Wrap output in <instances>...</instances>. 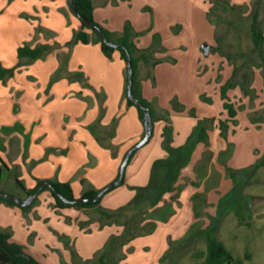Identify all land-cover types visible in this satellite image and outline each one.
<instances>
[{"label": "crops", "instance_id": "1", "mask_svg": "<svg viewBox=\"0 0 264 264\" xmlns=\"http://www.w3.org/2000/svg\"><path fill=\"white\" fill-rule=\"evenodd\" d=\"M145 1L153 4L155 2L159 10L167 9L168 15L173 14L176 8L175 0ZM109 3L118 5L116 0H92L93 19L107 31L120 34L125 21H128L137 32L148 28L147 14L137 16L119 11L120 14L110 15L107 10ZM151 19L152 32L135 40L137 48L146 49L151 43V34L157 33L166 49L164 55L174 62L158 64L152 70L147 63L140 62L137 79L140 82L142 97L150 104L155 116L159 118L164 112H168L170 120L168 123L163 120L154 123L149 141L135 151L125 168L126 185L118 186L102 196L99 206L103 210L114 211L121 207L124 204L121 199L124 195L127 196L123 190L128 185L130 187L146 183L145 186L148 185L154 162L167 157L162 146V131L166 125L172 128L171 146L174 148L183 146L196 122L204 118L213 119L211 128L223 139L215 122L217 118L209 117L210 112L204 110L207 103L199 97L206 90L204 82L207 79L201 76L198 66L201 60L195 53L196 47L194 46L192 55H187L183 39L180 40L181 34H178L176 38H179V41L176 47L180 53L179 56H175L171 52L174 46L169 44L172 41L169 33L167 32L166 36L164 34L166 31L157 26L155 11L152 12ZM206 21L209 24L207 14ZM79 29L80 21L69 7L68 0H0V66L4 68L16 66L19 63L17 49L23 44L30 47L38 44L61 46L44 58L23 67L21 76L16 69L11 80L9 79V90L4 89L0 92V159L6 165L0 181V193L8 189L23 198L25 195L16 185V178L27 190L33 189L38 180L68 182L76 198L90 189H102L117 178L125 153L143 137L144 126L137 111L127 105L124 97L126 65L121 60L119 52H115L112 58L108 59L98 44L78 43L71 50L67 71L81 72L84 76L83 81L69 80L63 76L51 83V78L59 67L58 54L67 53V48L63 45ZM46 32L50 33L48 34L51 36L50 39L45 38ZM150 70L153 80L149 76ZM180 74L185 75L182 77L183 80L178 77ZM163 81H169L174 85L172 93L166 98L159 93ZM179 88L181 90L176 91ZM16 92L21 94L15 97ZM173 95L185 111L198 104L200 112L189 118L182 112L171 110L170 102ZM199 99L205 105H200L202 103ZM101 108L102 127H108L112 120L116 119L115 135L109 140L113 151L115 149L114 155L110 148L99 144L89 130V126L98 118ZM209 129L208 127V131ZM210 147L212 146L208 140L207 143H198L195 146L188 167L181 171L176 182V186L181 187L174 192L166 193L156 207L158 209L166 203L173 212L167 220L157 222L159 225L157 224L155 231L159 235L155 239L156 246L151 247L155 249L151 250L148 246L146 236L138 237L123 247L125 258L120 264H137L138 260V264H160L161 254L170 243L184 239L201 222L202 229H206L215 220L221 221L222 218L217 215V207L221 200L222 208H225L223 211L225 213L229 211L228 204L224 205L223 202L231 188V179L222 178L221 188L210 189L205 193L206 199L201 197L203 183L196 181L197 165L206 157L207 151L211 156L208 158L209 161L218 164L220 156L216 151H211ZM218 165L223 174L225 165L222 163ZM142 171L145 179H141L139 184L136 178ZM5 179L9 181L8 187L2 186ZM129 197L128 201H131L134 196ZM37 198L36 206L27 214L28 218H25L21 209L0 203V229L9 230L11 232L9 241L23 246L24 252L39 264H79L81 259L90 260L92 255L103 248L109 237L122 232V227L116 225H107L100 229L95 221L88 229H91V236L93 234L100 236L98 242L95 245L91 243V246L89 244L83 253L81 248L76 252L71 249L67 238L65 242L69 248L54 239L51 240L44 232L55 220L58 230L77 237L85 233L86 228L80 229L78 224L88 220L87 216L75 208H54V199L48 191L40 193ZM118 198L120 201L112 204ZM196 199L208 201L209 206L205 211L212 222L206 221L207 215L201 216L198 206L195 205ZM235 207L236 205L232 204V208ZM260 214L253 219L254 231L260 230L256 234L259 250L252 251L253 256L247 255L248 259L251 256L247 264H264V207ZM34 215L38 218H34ZM30 218L33 220L30 221ZM44 219L48 221H42ZM218 223L220 222H217L215 232L218 231ZM251 225L252 223H246L248 227ZM180 229L181 233L178 232ZM224 245L226 246L225 243ZM226 248L237 257L227 246ZM128 249L131 251L126 252ZM72 251L77 258L74 259Z\"/></svg>", "mask_w": 264, "mask_h": 264}, {"label": "rangeland", "instance_id": "2", "mask_svg": "<svg viewBox=\"0 0 264 264\" xmlns=\"http://www.w3.org/2000/svg\"><path fill=\"white\" fill-rule=\"evenodd\" d=\"M230 1L232 5L236 6L238 11L231 12L227 10L224 11L222 8L216 9L215 14L207 16V20L209 19L210 21H216L219 19V22H217L215 26L210 25V23L207 24L206 21V13L210 7L208 0H175L176 8L173 11V14L170 15L167 14V9L159 10V7L155 2L153 4V2L148 3L145 0H116L118 5L109 3L110 5L108 6L109 8L107 10L110 15L114 13L120 14V12H123V14L130 13V15L136 14L137 16L142 15L144 13L147 14L149 20L148 28L140 32L135 31L137 33H140L137 38H140L141 36H145V34L152 32L151 18L152 12L154 13L155 11V20H157V26L161 30L166 31L164 32L165 35L167 32L169 33L170 39L172 40L169 42V44L174 46V49L171 50V52H173L175 56H179L180 53L179 49L176 47L179 41V38H176V35L178 34H181L180 40L183 39L182 43L186 48L185 50L187 51V55H192L193 48L194 46L196 47L195 53L199 56L198 58H200L201 60L200 63L198 62L199 69L202 73L201 76H204V78L207 79L205 81L206 83L204 82L206 88V90L204 91L205 93L203 92L201 95H199V97H205L210 99V102H206L205 100H203L207 103L206 105L200 102V99L199 102L202 103L200 105H205L204 110L206 109L207 112H210V118H217V121H215L217 122V126L218 121H225L228 118L226 112L223 109L221 87L232 76L233 66L231 64L234 62L235 65L240 68L236 77H234L233 79L234 81L240 83L242 81V75L245 73L249 75V78L252 75V85L250 87L256 93L255 99L244 97L239 87L229 89L227 91L229 101L233 103L234 107L237 110V115L234 121L228 122L227 140L224 141L218 136L217 132L214 133L213 128H211L213 127V121L212 123L207 124V126L210 128L208 131V143L212 147L217 148L216 150H214L212 147H210V150L213 152L216 151L219 154L220 157H218V164H224L225 171H223L222 174V169L219 167V165L216 164V162L213 164L211 161H209L210 159L208 158L211 157L209 151L205 153L206 157H203V160L197 165L196 168V181L197 183L202 182L204 185L203 193L201 194V197H203L204 199H206L205 193H207L210 189H217V187H220V183L221 181H223L222 178L230 180L229 174L227 173V165L232 170L239 172V177L241 176L239 182L235 184L231 180V188L227 192L228 194L226 193L227 196L230 194L231 195L225 198L223 202L224 205L228 204L229 211L225 213L223 211L224 207L222 208L221 204H219L217 207V215L220 216V218L222 219L221 221L218 220V222L220 223H218V231L215 232V235H217L218 238L226 244V246L237 256V258H240L244 264H247L251 260V256L254 255L252 251L259 250L257 241L258 235L256 234L259 233L260 230L254 231L253 219L261 215V210L264 207V167L260 168L257 174L251 180H246L249 170L255 164H257L264 155V121H255L250 116L251 114H253L256 117H261L262 119H264V71L261 68L250 69L248 66H244L243 68L241 67L243 63H246L249 59L254 58L255 56L252 50L253 44L251 42L249 29L252 12L250 4L251 0ZM68 4L70 7V0H68ZM145 5L148 6L145 7ZM144 8H146V10ZM160 12L162 13L161 15ZM172 15L175 17H173ZM259 24L261 30L264 31V10L261 11V15L259 17ZM165 27L166 29H164ZM48 34L50 33L46 32V34L44 35L46 39L51 38V36ZM153 34L154 33L151 34L150 45L152 44ZM215 38H218L219 41L217 42ZM204 44L209 46V55L207 56L202 53V45ZM150 45L148 47H150ZM217 46L220 47V49L226 55H231L230 61L226 60L223 56L219 55L218 53L211 51V47ZM154 57L159 60L158 64H164L166 62L172 63L170 59L166 57V55H164V53L162 52H156ZM34 62L35 61H27L24 59L19 61L20 66L19 68H17L18 74L21 76L23 74V67H27ZM183 76L185 75L180 74L178 77L183 80ZM9 79L4 83H0V92H3L4 89H6L7 91L9 90ZM31 79H33V77H31ZM85 85L87 84L85 83ZM173 89L174 85L171 82L163 81L161 83L159 93H161V95L165 96L164 98H166L168 94L170 95L172 93ZM177 90L181 89L179 88L176 89V91ZM20 94L21 92H16L15 97H18ZM172 97V99H174V95ZM170 107L172 110L173 107L171 104ZM181 112L190 118L194 117L195 113L200 112V109L198 107V104H196L188 108L186 111L183 110ZM190 113H192V115L194 116H190ZM199 116H201V113L199 114ZM107 131H109L108 127L105 130V133ZM104 135L101 134V136ZM104 141L109 144L108 138ZM150 143H152V140ZM188 165L189 162L185 167H180L176 163L175 168L170 172L166 167L158 169V182L152 185V187L146 192L150 193V195H153L154 193L156 197H158L161 194L162 189L165 188V186L171 184L172 182L178 181L181 171L184 168L188 167ZM175 169L180 170L179 174L173 172ZM127 171L128 169L126 170V173ZM141 179H145V176H143V171L139 173V176L136 178V181L140 184ZM8 182V179L3 180L2 186L8 187ZM123 185H126V182H124ZM145 185L141 186L144 187ZM128 186L127 188L125 187L123 190L125 191V193H127V196L125 197L124 195L123 199H121V202H124L122 206H125L127 203L130 202V200L128 201V199L130 198L129 196H135V190H133L134 187H141L139 185H135L133 187ZM174 187L178 189L181 186H176L175 183ZM6 190L3 193L15 195L14 193H11L10 190ZM165 194H163V196ZM118 201H120L119 198L116 201L112 202V204H117L116 202ZM152 201L153 200L151 198L150 203H152ZM232 204L236 205L234 209L232 208ZM195 205L198 206V211L200 212L201 216L207 215L206 221L210 222L211 219L208 216L209 214H207V212L205 211L206 207L209 206L208 201L196 199ZM157 206L158 205H155L152 209H150L148 217L151 219H161L162 221L167 220V214L173 212L170 209V205L165 203V205L159 207L158 209L156 208ZM99 207L79 210L82 211V213H84L88 219L90 218L92 221H96L99 225L105 222V219H102L100 217V214L98 212ZM36 215H38V213ZM36 215H34V218L37 219L38 217ZM27 216L28 215H26L25 218H28ZM32 220L33 218H30V221ZM52 220L54 219H51V221ZM42 221L47 222L48 219H44ZM212 221L213 220H211V222ZM52 222V224L48 225L50 227L47 228V231L45 230L44 233L47 234L48 237L51 238V240L54 239L62 243L64 247H68L65 242V239L67 238V240H69L71 249L73 248L74 250H76V252H78V250L81 248L80 250L83 253L89 244L90 246L91 243L95 245L100 237L97 234H93L91 236V229L85 230V233L79 234V236L77 237L75 235L71 236L68 233H66V236L65 232H61L57 229L58 227L56 225V221L54 220ZM247 222L252 223L251 227L246 226ZM64 224L66 226H69V224L65 222ZM202 226L203 222L197 224V226L193 228L191 233H189V235H187L184 239H187V237H189L191 234L201 230ZM86 229H88V227H86ZM178 232L181 233L182 230L180 229ZM158 235L159 234H157V232L154 230L151 234L146 236L147 243L150 248L156 246L155 239L158 238ZM50 238L48 239L50 240ZM168 246L170 247V245ZM169 247H167L165 252L161 254L160 259L169 250ZM122 249L123 248L118 249V251L114 254V261L118 264H120L121 261L125 258V253ZM154 249L155 248H151V250ZM204 250V242L199 241L194 245L193 248H190L185 252H181L173 256H171V254L170 257L175 256V264H203V259L200 256H197L196 254ZM100 251L92 255V257H90V260L81 259L79 264H97L96 257ZM129 251L131 250L128 249L126 252ZM247 255H251L249 259L246 257ZM72 256L74 257V259L77 258L73 251ZM138 263L139 260L137 261V264Z\"/></svg>", "mask_w": 264, "mask_h": 264}, {"label": "trees", "instance_id": "3", "mask_svg": "<svg viewBox=\"0 0 264 264\" xmlns=\"http://www.w3.org/2000/svg\"><path fill=\"white\" fill-rule=\"evenodd\" d=\"M208 2L210 4V7L207 10L206 13L207 16H210L211 14H215L216 9L219 8H222L224 11L225 10L231 12L238 11L236 6L231 4L230 0H208ZM71 3L72 1L70 0V7H71ZM74 4L78 15L86 19L87 21L91 22L92 24L99 26L102 29V31L105 33L106 39L118 45V48L115 49L105 45L101 41L99 35L94 30L86 26L77 17L80 21V29L78 31H75L73 33L72 38L63 45L64 48H67V53L58 54L59 67L55 72V74L53 75V77L51 78V83L63 76H66V78H68L69 80H76V81L83 80L84 76L81 72L69 73L67 71V63L70 57L71 50L78 43L83 45H88L92 43L98 44L101 52L108 59L112 58L115 52H119L121 60H123V62L126 65L127 55L130 56L131 67L133 69L132 95L136 97L137 100L144 107L149 108L150 119L153 126L154 123L159 120H163L166 123H168L169 122L168 112H164L159 118L155 116L153 110L150 107V104L142 97L140 82L137 79V70L140 62L147 63L150 69L152 70L159 63V60L154 57L155 53L166 52V49L162 45L160 35L154 33L152 36V44L150 45V47L146 49H138L135 40L140 35V33L135 32L128 21L124 22L120 34L109 32L94 21L92 0H75ZM250 4H251L252 12H251V22L249 29H250L251 42L253 44L252 50L255 56L254 58L249 59L246 63H243L241 67L243 68L244 66H248L250 69L261 68L264 71V31L261 30L259 24V17L261 15V11L264 10V0H251ZM218 20L210 21L208 19V22L210 23V25L215 26L217 22H219ZM215 40L217 42L219 41L218 38H215ZM59 48H61V46H59L58 44L56 45L41 44L35 47L23 45L18 47L17 57L19 61L23 59L27 61H35L37 59L44 58L53 50ZM211 51L218 53L228 61H230L231 59V55H226L225 53H223V51L218 46L211 47ZM172 62H174V60H172ZM231 65L233 66L232 76L221 87V98L223 100V109L226 112L228 118L225 121H221V120L218 121V126H217L219 130V135L225 140L227 138L228 122H233L237 115L236 108L234 107L233 103H231L228 99L227 91L229 89H234L239 87L244 97L247 98L249 97L251 99L256 98L255 91L250 87L252 85V75L249 78L248 74L246 73L243 74L242 81L238 83L233 79L234 77H236L240 68H238L234 62ZM19 66L20 63H18L16 66L12 68H4L0 66V82L4 83L9 78H11ZM151 70L149 71V76L152 78ZM124 97L126 99L127 105L129 107H134L136 109L139 120L143 125V119L145 114L144 111L138 109L136 105L129 98H127V73L125 77ZM202 99L205 100L206 102H210V99L208 98L202 97ZM171 105L173 109L178 112L184 110V107L181 104H179L175 98L171 100ZM102 114H103V109L101 108L98 118L91 126H89V130L91 134L95 137L96 141L99 142V144H101L102 146L110 148L112 154L114 155L112 144L111 143L108 144L104 140H106L107 138L108 140H110L114 137L115 128H116V119L112 120L110 126H108L109 131L105 133L107 127L104 128L100 125ZM190 116H194V115L190 113ZM250 116L255 121L257 120L264 121V119H262L261 117H256L253 114H251ZM212 121L213 119H208V118L198 120L196 126L194 127L193 131L188 137L186 143L179 148H174L171 146L172 128L170 125H166L162 131V146H163V150L167 153V157L165 159L157 160L154 162L151 169L150 181L148 185L144 187H134L133 190H135V196L133 197V199L125 206L119 207L114 211L103 210L102 208L99 207L102 197L95 203L65 205L60 200V196L70 201L76 199V197L73 194L71 185L68 182L38 180L36 186L30 190H27L24 187L23 183L17 178L15 179V183L24 193L25 195L24 198L34 194L42 184L50 183L52 188L43 189L40 193L44 191H48L51 194L52 198L54 199V208L56 209L75 208L79 210V209H91V208L99 207L98 212L100 214V217L102 219H105V222L99 224V228L101 229L107 225H116L122 227V232L119 235H113L109 237V239L107 240V242L105 243L99 254L97 255L96 262L97 264H118L114 261V254L118 251V249L123 248L124 246L129 244L132 240L138 237L147 236L155 230L157 226V222L161 221V219L149 218L148 213L150 209H152L155 205L159 204L163 194L170 193L176 190V188L174 187V184L176 182H172L171 184L165 186L164 189H162L161 194L158 197H156L154 193L153 195L152 194L150 195V193L146 192L152 187V185L158 182L157 181L159 176L158 169H161L162 167L164 168L166 167L170 172L175 168L176 163L180 167H185L189 162L190 155L193 152L195 146L198 143H207V139H208L207 124L212 123ZM101 134L103 135L105 134V135L101 136ZM135 153L136 152H133L131 154L128 163L130 162L131 158L134 156ZM263 167H264V155L262 156L261 160L249 170L246 180H251L257 174L258 170ZM4 169H6V165L0 159V181ZM179 169L178 170L175 169L173 172L179 174L180 171ZM227 170L230 179L235 184L239 182L241 177V176L239 177V172L234 171L228 167ZM123 184H124V180L119 186H122ZM99 190L100 189H90L88 191L83 192L79 198L94 197L95 195H97ZM110 191H108L107 193H109ZM230 195H228L227 197H229ZM150 197L153 200L152 203H150V199H151ZM36 202H37V197L34 198V200L31 202L30 205L21 208L18 207L11 200L0 198V203H3L9 207H17L21 209L24 216H26L30 212V210L36 205ZM220 204L222 207V200ZM171 213L167 214V219L171 216ZM94 222L95 221H92L89 218L84 222H79L78 225L80 229H85ZM217 222L218 219L215 220V222L211 223L206 229H202L193 233L192 235L187 237V239L170 243L169 250L160 259V263L175 264L176 263V259H174L175 256L170 257L171 254H172L171 256H173L178 253L185 252L188 249L193 248L194 245L199 241H203L205 244V250L196 254L197 256H200L203 259V264H243L242 260L240 258L235 257L226 248L224 243L215 236L214 233L217 228ZM10 238H11L10 231H4L3 229L0 230V264H39L33 257H31L30 255L24 252L23 246L16 244L14 242H10L9 241Z\"/></svg>", "mask_w": 264, "mask_h": 264}, {"label": "water", "instance_id": "4", "mask_svg": "<svg viewBox=\"0 0 264 264\" xmlns=\"http://www.w3.org/2000/svg\"><path fill=\"white\" fill-rule=\"evenodd\" d=\"M71 9L73 11V13L80 19V21H82L86 26H88L90 29L94 30L100 37L101 41L112 48L117 49L118 45L108 41L106 39L105 33L102 31V29L97 26L92 24L91 22L87 21L86 19L80 17L77 13V10L75 8V4L74 1L75 0H71ZM202 50L204 55H209V46L204 44L202 45ZM126 73H127V98H129L138 109H141L144 111V119H143V126H144V134L143 137L141 138L140 141H138L137 143H135L124 155L122 162L120 164L119 170H118V176L117 178L107 184L106 186H104L102 189L99 190V192L97 193V195H95L94 197H89V198H76L73 201L67 200L64 197L60 196V200L65 204V205H76V204H81V203H95L97 202L105 193H107L108 191L115 189L116 187H118L124 180V172H125V168L128 164L129 158L131 156V154L135 151H137L138 149H140L141 147H143L150 139L151 134L153 132V125L151 123V119H150V113H149V108L148 107H144L138 100L136 97H134L132 95V74H133V69L131 67V60H130V56L127 55V59H126ZM46 188H52L50 183H44L42 184L37 191L24 198L21 199L15 195L12 194H8V193H0V198H4V199H8L13 201L18 207H26L28 205L31 204V202L34 200L35 197H37L39 195V193Z\"/></svg>", "mask_w": 264, "mask_h": 264}]
</instances>
